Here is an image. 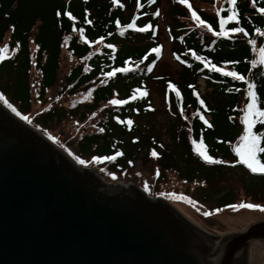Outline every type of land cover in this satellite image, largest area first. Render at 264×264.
Instances as JSON below:
<instances>
[{
	"label": "trees",
	"instance_id": "1",
	"mask_svg": "<svg viewBox=\"0 0 264 264\" xmlns=\"http://www.w3.org/2000/svg\"><path fill=\"white\" fill-rule=\"evenodd\" d=\"M189 8L211 32L194 20ZM257 8H264V0H236L231 8L227 0H187V6L176 0H116L115 4L111 0H0V49L7 46L0 57V97L28 119L30 72L39 75L36 98L40 104L45 103L47 91L60 83L53 102L65 99L67 107L61 106L64 102L49 103L48 109L35 115L38 126L45 129L69 116L78 129L87 130L79 136L68 134V143L73 146L75 141L77 148L75 159L105 169L112 179L133 172L139 160L144 166L154 164L148 179L155 183L175 173L180 180L210 188L216 178L234 171L242 172L251 195L259 193L257 184L263 185L264 195V174L251 172L235 153L244 134L248 83L254 85L256 107L264 110L260 60L264 14ZM233 9L236 18L224 25L227 35H213L219 32V20ZM65 11L71 18L63 15ZM232 27L244 32L232 33ZM155 47L159 53L151 51ZM165 53L177 65L176 71L167 70ZM64 62L71 66L60 79ZM125 67L126 71L112 77L105 75ZM226 71L244 79L222 75ZM199 79L209 89L205 94L199 90ZM155 93L161 96L160 106L152 100ZM113 99L125 103L110 104ZM252 132L260 137L258 146L264 147V124L255 122ZM200 145L221 163L201 159L194 151ZM257 158L264 164V152H258ZM148 190L152 192L154 186ZM212 192L208 189L203 199ZM233 199L227 191L213 201L216 208L225 209L235 204Z\"/></svg>",
	"mask_w": 264,
	"mask_h": 264
},
{
	"label": "water",
	"instance_id": "2",
	"mask_svg": "<svg viewBox=\"0 0 264 264\" xmlns=\"http://www.w3.org/2000/svg\"><path fill=\"white\" fill-rule=\"evenodd\" d=\"M77 166L0 106V264H241L264 241V222L209 237L161 198L109 192Z\"/></svg>",
	"mask_w": 264,
	"mask_h": 264
},
{
	"label": "rangeland",
	"instance_id": "3",
	"mask_svg": "<svg viewBox=\"0 0 264 264\" xmlns=\"http://www.w3.org/2000/svg\"><path fill=\"white\" fill-rule=\"evenodd\" d=\"M6 42L7 38L5 37L3 43ZM6 47L7 46L4 44L1 49L4 50ZM165 47H167V43L165 44ZM163 61H165V64L168 63V66L166 68L170 72L174 70L176 71L178 69L177 65L169 59L166 53L164 54ZM70 66L71 64L67 62L61 64V75L59 76L60 79L61 76L68 71ZM30 74L32 100L30 103L29 118L26 120L22 119L21 116L12 111V106L9 103H5L6 101H4L3 99H0V106L9 114L14 116L22 124L27 126L32 131H35L44 140L46 139L48 142H50L52 146L62 150L72 162L76 163L74 154L77 151V148L74 145L75 141L73 142V146L70 144V141L68 143V134L78 133L79 136L82 132L86 133L87 130L84 131L78 129L75 125H73V122L69 118V116H65L64 118H62L59 123L52 122L50 125H47L45 129H42L44 128L43 126L39 127V123L35 118V115L38 111L40 112L42 110L45 111L46 109H48L49 103H51L53 106H59L64 102V104L61 106L67 107V105L65 103V99L61 100L60 104L56 101L53 102L54 98L57 96V93L61 90L59 86L60 83L47 91V93L45 94V103L40 104L36 98L39 75L34 70H32ZM172 77L176 79L175 73L172 75ZM197 83L202 94H205L207 91H209V89L206 90V88L204 87L203 80L199 79ZM152 100L154 101L155 105L160 106L161 96L159 93H155L152 96ZM9 105L11 107H9ZM30 119H32V122ZM95 120H99V118H96ZM46 129H50L52 131ZM72 137L73 136H71V138ZM161 139L164 142H167L165 136L162 135ZM102 141L103 140H98L99 143H102ZM68 144H70V146H68ZM67 149L71 150L72 154H70ZM135 162L136 168L133 172L126 173L125 175L117 174L118 178L116 180L115 178L112 179V174L103 168L102 170L99 168H91L86 164H82L81 166L77 164V167L86 168V171L96 174L103 183L110 186V188H108V190H110L109 192H116L118 190V187L122 185L130 186L133 189L140 191L141 193L144 192L151 198H161L169 207H171L176 213H178L180 217H183L190 224L204 230L206 235L209 237H222L230 233H241L250 224L264 222V211H260L259 209L237 208L233 210L230 207L225 209L216 208L218 205L215 203L216 201H213L214 196H220L227 191L232 192L234 198L233 201L235 202V204H239L241 202L252 203L264 208V195H262L263 189H260V186L263 187V185L257 184L259 186V193L251 195L250 191L247 189L245 182L246 178L242 176V172H227L228 174L216 178L210 188H204L203 185L199 184L198 181L187 183L183 180H180L175 173L165 174V179L158 180V182L156 181L155 183L152 179H148L151 174L150 168H152L154 164H151L150 166H144L139 160H136ZM152 185L154 186V190L152 192H149L148 189H152ZM159 188L161 190L176 189V192L173 191L161 194L158 193V191L160 190ZM208 189H210L211 192L213 190V195L211 193V196L205 200L202 196L206 191H208ZM175 197H183L186 199H176ZM187 201H192V203H188ZM217 209H219V211H216ZM204 212H208L209 215L204 216ZM198 236L199 241L208 245L209 247L216 243V241H213L208 237H205L204 235ZM252 264H264L263 244L259 246L254 252Z\"/></svg>",
	"mask_w": 264,
	"mask_h": 264
},
{
	"label": "snow or ice",
	"instance_id": "4",
	"mask_svg": "<svg viewBox=\"0 0 264 264\" xmlns=\"http://www.w3.org/2000/svg\"><path fill=\"white\" fill-rule=\"evenodd\" d=\"M111 2L113 4L116 3V0H111ZM176 2L178 3H182L185 4L187 6V0H176ZM230 8L232 5H234L236 3V0H227ZM139 6V3H138ZM257 12L264 14V8H257L256 9ZM189 12H191L192 17L194 18V20L198 21L200 25H203L205 28L208 29L209 32L212 31V28L209 27L203 20H201L195 12L192 11L191 8H189ZM60 13H58L59 15ZM63 15L65 16H69L70 14L65 11L63 13ZM236 18V12L233 9L229 16L226 19H220L219 20V32H213V35H219V36H224L227 35V32L225 31L224 25L228 20H233ZM126 27L128 28H134L133 24H128ZM145 29L141 28L139 29V31H144ZM81 31H83L81 29ZM230 31L232 33H236V32H244L243 28L240 27H232L230 29ZM259 31V30H257ZM245 35H247V33H244ZM81 39H83V37H81ZM87 43V41H85ZM249 43H252L251 40H249ZM3 49H0V57L3 56ZM152 52L155 53H159L160 52V48L159 47H155L153 49H151ZM260 60L261 63L264 64V47L260 48ZM125 65L127 66V61H125ZM205 66L208 67V64L205 63ZM215 67V66H212ZM127 67L125 68H117L114 71H109L107 73H105L106 76L108 77H112L114 75L115 72H123L126 71ZM217 72H221V69L216 68L215 69ZM222 75H226L229 76L235 80H243L244 77L238 75L237 72L234 71H226V72H222ZM169 88H172L173 86L171 84L168 85ZM254 85L252 83H248L247 84V96H248V102L246 104V107L244 109V116L242 119V123L244 125V134L240 137L241 140V144L239 145V147H237L235 149V153L236 156L240 158V163L243 164L244 166L247 167V169H249L251 172L253 173H264V164L260 163V161L257 158V153L258 152H264V147H259L258 143H259V139L260 137L256 134H254L252 132V127L253 124L255 122H259L261 124H264V110H261L259 108L256 107V93L254 91H252ZM142 95L144 93H141ZM179 95V93H177V96ZM0 99H3V97H0ZM7 103V102H5ZM110 104H124L125 101L124 100H118V99H113L109 101ZM201 104H203V101H200ZM9 107H11L9 105ZM13 111H15V109H12ZM17 115H19V113H17ZM22 119H27L26 117H21ZM201 119H203V117H201ZM126 123L131 124V121H126ZM205 123H207V121H205ZM51 139V137H50ZM194 151L198 152V155L200 156L201 159H203L206 163H221V161L219 160H213L211 156L206 155L205 152L203 151V145H200L198 147L194 146ZM117 155H119V153H117ZM152 155L155 157L156 153L153 152ZM97 158H93V160L95 161ZM107 159H111V157H108ZM80 163H84V161H79ZM176 199H186L183 197H175ZM188 203H192V201H187ZM230 208H232L233 210L237 209V208H243V209H259L260 211H264V208L260 207L259 205H254L252 203H244L241 202L239 204H233V205H229ZM216 211H219V209H217ZM204 216H208L209 213L208 212H204L203 213Z\"/></svg>",
	"mask_w": 264,
	"mask_h": 264
},
{
	"label": "bare ground",
	"instance_id": "5",
	"mask_svg": "<svg viewBox=\"0 0 264 264\" xmlns=\"http://www.w3.org/2000/svg\"><path fill=\"white\" fill-rule=\"evenodd\" d=\"M92 173V172H91ZM93 177L95 178V176L93 175ZM103 186H105V187H107L106 185H103ZM122 189V188H121ZM264 245V242L263 241H261V240H259V239H257V238H254V239H252L250 242H249V244H248V246L246 247V249H245V253H244V256H243V260H242V262H241V264L243 263V264H252V260H253V254H254V252L256 251V249L259 247V246H261V245ZM215 245L216 244H213V246H212V249H214V248H216L215 247ZM219 249V247L217 248V250ZM240 256H239V254L236 256V259H238ZM211 259H212V261H214V262H218V252L216 253V254H213L212 256H211Z\"/></svg>",
	"mask_w": 264,
	"mask_h": 264
}]
</instances>
